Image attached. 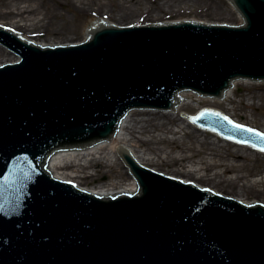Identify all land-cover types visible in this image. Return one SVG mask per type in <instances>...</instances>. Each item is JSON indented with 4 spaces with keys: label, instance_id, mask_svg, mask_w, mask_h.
<instances>
[{
    "label": "water",
    "instance_id": "obj_1",
    "mask_svg": "<svg viewBox=\"0 0 264 264\" xmlns=\"http://www.w3.org/2000/svg\"><path fill=\"white\" fill-rule=\"evenodd\" d=\"M227 1L243 25L98 19L86 42L53 48L0 27V264H264V205L140 167L122 147L136 195L97 197L48 170L57 153L111 143L131 110L173 114L179 92L223 101L236 80L264 83V0ZM225 118L193 122L264 148Z\"/></svg>",
    "mask_w": 264,
    "mask_h": 264
},
{
    "label": "bare ground",
    "instance_id": "obj_2",
    "mask_svg": "<svg viewBox=\"0 0 264 264\" xmlns=\"http://www.w3.org/2000/svg\"><path fill=\"white\" fill-rule=\"evenodd\" d=\"M56 1L59 3H62V1H66V3L69 4V8L76 11L78 14H95L100 16L99 14H105L106 11H109L108 5L102 0H87L86 2L89 4L87 6L85 5V8L83 7V4H85L83 0ZM121 2V4L120 2L119 4L117 3V7L119 8V10L122 9V7H125L124 5L127 6L128 4L127 0H121ZM201 2H204L212 8H214V6H222V3H220V1L218 2L217 0H201ZM2 8L3 9L0 10V19H10L11 17L12 19L15 18L16 20H18V18H20L19 21H15L16 23L13 22L14 25H17L19 22L21 24L23 23V25H27L29 20L31 21V19H29L28 17L27 19L24 18L26 11H28L26 9H20L17 7L14 8L9 4L6 6H2ZM54 12V10L51 12L52 18L55 17L53 16L55 15ZM125 14L126 13L124 12L119 13V17H125ZM48 16H50V14H46V17H42L41 19H39V24H41V27H43L44 29H48V31L53 34L58 33L57 30H49L53 26V20L49 19ZM240 20L243 22L242 18ZM99 21L106 22V24L108 25L117 27L120 26L111 23L108 20H105V18H101L99 19ZM96 23L97 20L92 22L87 30H89L90 27H95ZM3 24L4 23H0V27L7 29L8 24L7 26H4ZM8 29L13 30L12 27H8ZM23 39H27L28 42H31L36 46H42L46 48H53V46H67L79 43L63 41L57 42L52 40L34 41L26 37H23ZM241 81L246 82L245 79H242ZM239 85H241V82L236 80L233 83L230 92L224 93V102L211 101V99L208 98L207 101H209V103L205 105H201L204 100H202L201 98H197V95H195L194 93L179 92L178 96H181V99L186 102L178 104L173 114H170L171 111H161L163 112V114H160L131 110L128 116H125L122 120L119 126V131L116 133V135H114L111 143H107L104 140L100 146H93L92 149H89L85 153H83V151H78L77 154H74L71 151H69L68 154L57 153L56 157L48 166V170L50 171V174L56 179L73 183L77 188L91 193L97 197L136 195L137 192H139V186H137L134 177H130L127 182L124 181L125 183L119 181L116 183L107 184V186L102 185L98 188L92 189H87L79 185V183H81V180H83V182H87V180L94 181L98 176L96 174L86 172L89 164L100 169L99 171L101 172H106V169L109 166L108 162L112 163L110 165L111 167H116L118 163L121 164L122 160L118 154V150L120 147H122L126 153H132L133 158L135 159L137 165H140V167L151 169L166 177L178 179L179 181L185 182L189 185L193 183V186L198 187L204 191L208 189V191H213L215 195L232 198L244 205L252 206L254 205V203H257V201L248 200L250 195L253 196L257 194L259 197H264V169L252 170L250 166L247 165V163L250 162V158L248 157L249 155H247L245 152H241L237 148L234 149V146H232L233 148H231V146H228L226 148V154L230 158V160L232 159L231 162L228 163L226 161H221L223 156L221 153V147L219 145H216L214 142L209 141V139L207 138L200 139V137L196 135L195 132L189 131V124L191 123L196 127L203 129L204 131L217 134L207 128H202L193 122V119L198 117L200 115V112L204 110H210L221 113L234 123L249 127L264 134V130L255 129L253 125H249L247 123H241L240 120L227 113L233 112L235 116L247 118L246 111H244L243 109L247 108V106H256V93H250L252 94L253 100L250 105L246 104V98L242 95L239 98L240 101H237L236 97L234 98V96H236L235 90ZM238 102L243 104L242 110L239 108ZM221 104L223 105V108L227 110V112H222L218 109H215V107H218ZM261 105L264 106V102H262ZM193 107L198 108L199 113H197L196 115L191 116L183 112ZM155 118H165L169 122H154L155 120L153 119ZM179 118L183 120L182 124L185 125V127H182L181 131L184 133L185 137H188V141L191 144H183L177 138L178 131L174 129L171 123H176ZM169 134L174 137H169ZM140 147H145V149L139 150L138 148ZM169 147H171V150L179 151L178 156L174 155L173 151L169 152ZM188 152H190L191 154H187ZM260 152L264 153V151L261 150ZM197 156L198 158H196ZM238 161H242L243 163L240 165L234 163ZM255 162L257 163V160ZM153 166L172 171L173 173L182 176V178H176L171 175H167L161 171H158V169L154 168ZM125 168L128 172V166H125ZM241 170L246 172L248 171V174L240 173ZM97 173L99 172L97 171ZM256 175H259L261 178H251ZM223 192H229L232 195H227Z\"/></svg>",
    "mask_w": 264,
    "mask_h": 264
},
{
    "label": "rangeland",
    "instance_id": "obj_3",
    "mask_svg": "<svg viewBox=\"0 0 264 264\" xmlns=\"http://www.w3.org/2000/svg\"><path fill=\"white\" fill-rule=\"evenodd\" d=\"M85 4L83 7L88 5L87 0H83ZM90 1V0H89ZM104 3L108 5V10L105 14H78L76 11L69 8V4L66 1H62V3L57 2L56 0L44 1V0H0V10L3 9L2 6L11 5L14 8L26 9L25 19L27 17L31 19L27 23V25H23L20 22L16 25L15 18L12 19L10 17L6 19H0V23H4L3 25L8 27H12L15 34H22L23 37L32 39L34 41H63V42H83L85 40H89L86 37V32L89 25L94 22L98 21V19H103L110 21L116 25H120L121 27L124 26H139V25H146V24H162L165 22H172V21H195V22H204L208 24H219V25H230L232 27H239L243 25V22L240 20V16L233 10L232 5L227 0H217L218 2L222 3V6H211L201 2V0H127L128 4L122 9L119 10L117 5L122 3L121 0H102ZM126 1V0H125ZM69 3V2H68ZM118 3V4H117ZM125 3V2H124ZM130 3V4H129ZM85 8V7H84ZM55 11V16L52 18L51 12ZM126 13L125 17H119V13ZM46 14H50L49 19L53 20V26L49 30H57L58 33H51L48 29H44L39 24V19L42 17H46ZM106 15V16H105ZM127 15V16H126ZM107 17V18H106ZM14 22V23H13ZM33 24V26H32ZM7 27V28H8ZM241 85H239L236 90V97L237 101H240L241 95L246 98V104L250 105L252 100V94L256 93L257 96L256 106L243 109V104L238 102L239 108L246 111L247 118L235 116L233 112H227L223 108V105H219L215 107L222 112H227L228 114L232 115L234 118L241 121V123H247L249 125H253L255 129H262L264 130V106L261 105L264 102V83H255V82H245L240 81ZM248 84V85H247ZM244 87V88H243ZM243 88V90H242ZM253 95V96H255ZM208 99H205L201 105L208 104ZM224 102V101H223ZM150 113H158V111H144ZM186 114L191 116L196 115L199 113L197 107H193L187 109V111H183ZM160 114L163 112L160 111ZM169 114V113H166ZM171 114V113H170ZM253 118V119H252ZM154 122H163L167 121L165 118L153 119ZM182 119H178L176 123L172 122L171 125L174 127L176 131H178V140L183 144H191L188 141V137L184 136V133L181 131L182 127H185L182 124ZM156 124V123H155ZM190 129L189 131H193L200 137V139H209V141L214 142L216 145L221 147L222 159L221 161L231 162L230 158L227 156L226 148L228 146H234V149L237 148L241 152H245L248 157L250 158V162L247 165L250 166L252 170L264 169V153L260 152V150L253 148L249 145H244L237 141H232L229 139H225L217 134L212 132L204 131L201 128L196 127L193 124H189ZM169 137H174L169 134ZM139 150H144L145 147L138 148ZM168 151H173L174 155L179 154L177 150H171V147L168 148ZM187 154H191L188 152ZM198 158V156L196 157ZM257 160V163L255 162ZM121 162V160H120ZM220 162V160H219ZM118 163V162H117ZM116 163V164H117ZM237 165L242 164V161L234 162ZM109 166L106 169V172L99 171L100 169L96 168L89 164L88 169L86 172H90L91 174L98 175L94 181L87 180V182H83L81 180L79 183L80 186L85 187L87 189L98 188L102 185L116 183L119 181L127 182L130 179V174L127 172L125 166L120 163L116 165V167H111V162H108ZM107 165V164H106ZM91 166V167H90ZM154 167V166H153ZM167 175H171L176 178H182L179 174H175L172 171H168L166 169L160 167H154ZM97 171L99 173H97ZM50 173V171H49ZM105 173V174H104ZM240 173L248 174V171H240ZM252 179L261 178L259 175L251 177ZM78 182V181H76ZM124 182V183H125ZM227 195H232L229 192H223ZM222 193V194H223ZM248 200L250 201H257L258 205H264V197H259L257 194L253 196H249ZM253 206V205H252Z\"/></svg>",
    "mask_w": 264,
    "mask_h": 264
},
{
    "label": "snow or ice",
    "instance_id": "obj_4",
    "mask_svg": "<svg viewBox=\"0 0 264 264\" xmlns=\"http://www.w3.org/2000/svg\"><path fill=\"white\" fill-rule=\"evenodd\" d=\"M227 119V118H225ZM231 123V122H230ZM236 128H242L241 125H235ZM245 131H248V132H252L253 130L252 129H245ZM257 135H260L259 133H257ZM261 151H264V148L261 149Z\"/></svg>",
    "mask_w": 264,
    "mask_h": 264
}]
</instances>
